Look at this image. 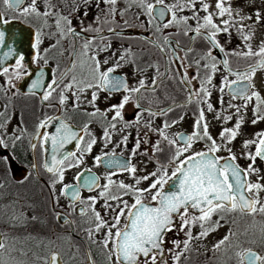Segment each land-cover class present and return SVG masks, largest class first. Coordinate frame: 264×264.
Wrapping results in <instances>:
<instances>
[{
  "label": "snow or ice",
  "instance_id": "obj_1",
  "mask_svg": "<svg viewBox=\"0 0 264 264\" xmlns=\"http://www.w3.org/2000/svg\"><path fill=\"white\" fill-rule=\"evenodd\" d=\"M14 14L25 17L34 16L42 20V26L35 31V41L32 45L34 53L31 63L37 65L38 74L31 80V85L27 89L28 93L35 95V90L44 88L41 96L42 102H48L53 98V93L57 94L58 103L65 105L69 99L67 93L72 92L73 110L79 108L81 96L89 89L92 90L91 99L87 103L92 105L94 111L84 112L83 115L90 117L79 131L74 126L67 123L63 117L47 116L40 120L35 127V132L28 140L33 153L39 147L42 165L35 163V157L30 167L32 170H38L43 167L53 179L50 183L51 189H55L56 184L61 185V196L68 197L73 203V211H76V205L79 207V215L85 219L90 227L84 229L86 239L91 243L99 244L104 253V264H169L168 256L171 257L173 264H180L181 258L185 252L190 250L193 240H199L207 237L211 232L220 226V220L224 219V214L228 212H240L242 214L255 216L264 214V201L260 199V193L264 192V176L260 175V169L255 166L257 158L264 160V132H258L252 139H245L241 145V156L248 160L247 167H242L237 163V155L230 146L233 141L241 135V127L244 123V117L240 115L241 109H247L249 103L255 101L253 106V116L251 123L264 120V97L259 91L254 90L251 83L256 71L264 69V41H261L257 50H253L251 40L255 35V26L264 24V11L255 7L256 0H237V6H233V0H215L214 5L210 0H172V3H166L165 0H125L126 8L118 10L116 5L120 0H95L94 7L102 15L94 17V23L109 24L114 23V18L119 11L123 16L128 7L135 5L143 10L150 18L151 24L155 20L166 21L155 25L156 32H163V29L176 28L178 33L189 37L190 45L183 48L185 57L195 49L191 46L197 39L206 44V49L201 52L199 59L191 61L184 66V60L180 58L178 49L181 48L180 42L171 41V33L163 36L164 43L150 41L165 56V68L161 72L158 63L152 62L145 65L144 68L136 67L135 73L146 72L147 69L154 71L151 84L147 83L145 78L136 81L135 85L128 83L126 76L113 75L118 68L123 67L124 63L135 64L134 53L131 48L124 49L123 53L115 59L110 67L104 68V65L110 63L105 59L103 64L98 59V53L107 51L111 45L102 44L96 49V54L89 55L93 48V42L96 37H88V32L100 33L101 28L90 24L83 26L77 31L73 26L71 17L79 13L81 9H87L93 6V0H72V6L65 15L61 7L53 0H40L43 5V11L38 6V0H30L27 6H23L25 0H0ZM60 3L67 5L68 0H60ZM106 5L100 8V4ZM264 4V0H261ZM199 5V7H197ZM246 8L254 9L251 13L245 11ZM185 11L191 15H182ZM203 12L204 15L200 13ZM4 13L0 12V24H8L7 19H3ZM83 16L87 17L88 12L84 11ZM49 19L53 20L49 24ZM189 21L195 22V27L189 24ZM219 21V23H217ZM124 26H128V21H124ZM44 28H54V32H44ZM239 35L246 46L244 50H233L231 53L235 56L255 57L256 62L249 64L243 71L233 72L229 61H221L228 71L229 75H235L236 79L229 80L228 75L223 79V86L219 88L220 93H224L225 88L229 90L232 99H243V105H234L229 101L228 107L235 108V115L238 117L233 127H224L219 133V143L209 130V123L205 118L204 107H198L196 119L191 134L176 133L169 136L168 129L183 120V115L178 119L169 122L167 116L178 105L172 100L167 107L153 109L152 104L161 103L156 93L160 85L167 77L176 79L170 75L173 63L179 62L181 69L179 72V81L185 85L187 96L186 104L195 102L197 105H206L209 112L215 111L211 103L208 102L211 96L209 86L212 84V78L217 71V58L213 51L225 52L226 49L221 45L218 36L225 34L230 36L232 31ZM108 31L119 35L114 27H108ZM55 38L54 42L48 48L43 49L41 53L40 46L43 43V37ZM71 37L69 46L73 49L72 63L69 68L60 76L50 78L45 85V71L40 65H47L48 55L52 50L61 48L62 40ZM103 40V37H99ZM83 40L81 44L80 41ZM167 45V48L165 47ZM0 47H6L3 59L0 60V75L5 76L7 88L0 85V91L7 95V91L16 89L14 81L23 80L33 75L27 65H25V56L8 47L5 42V32L0 31ZM62 55L63 53L60 52ZM115 56V53H113ZM15 57L12 64L5 65V61ZM86 57V60L80 61L82 69L79 76L73 74L68 83L64 79L77 67V60ZM127 57V59H126ZM192 68L194 74L191 79L188 78V69ZM203 73V74H202ZM199 84V90L192 86V82ZM247 81V83H242ZM59 89V91H57ZM73 89L75 91L73 92ZM103 91L108 94L110 99L113 93L123 92L119 103L110 105L106 110L101 111L96 107V101L99 93ZM150 92L152 99H148V107L142 103L146 99L144 93ZM16 92H13L15 95ZM166 99L171 97L166 96ZM133 104L135 112L132 118L125 119L124 109L128 104ZM220 103L223 104V95L220 97ZM52 107V104H49ZM7 108V105H5ZM108 113H113L111 119H108ZM144 113L149 117L164 116L166 119L158 128L151 126V121L142 124ZM97 117L102 118V134L100 141L103 143V149L99 155L94 156L93 163L99 166L104 163L108 166L109 172L105 175V183L100 184V177L95 175L85 176V172L91 173V169L77 173L75 183H64L65 172L72 168H78L85 162V157L91 154L93 147L98 140L94 133L89 131V124ZM10 117L6 112L0 111V189L12 179L14 163L17 162L16 147L23 141L27 135V129L20 127L19 131L8 132ZM216 119H223L225 122L233 119L232 115H223L216 113ZM54 120L59 121V127L55 128L54 133L41 131L47 129ZM119 125V129H118ZM140 127L146 128L150 132L158 133L161 139L156 140L151 145L152 157L156 158L157 153H164L162 144L166 143L168 153L165 158L167 164H161L157 160V168L145 175H137V167L131 162L137 155L148 156L147 150L141 152V144H148L147 132L143 137L140 136ZM136 128L137 137L132 146L129 157L122 161L118 158L117 148L127 149L129 136L127 129ZM119 132L121 139L111 151H105L110 144H113V134ZM83 133V134H82ZM87 136V140H85ZM76 142V151L63 152L65 145ZM204 141V148L195 150V144ZM49 144L51 145V156L49 159ZM255 151H250L252 146ZM225 150L228 156H220L218 153ZM120 156L123 153L119 154ZM223 161V162H222ZM29 166L21 164L16 168V173L20 176L18 184L28 182L31 172ZM171 170V171H170ZM120 173H127L132 177L133 183H125L123 180H114L113 177ZM251 175H256L255 181L250 179ZM171 181V183H169ZM143 182H149L147 187H140ZM168 186L166 189L165 186ZM87 188L89 191H96L97 195L88 196L86 199L81 196V188ZM175 189V190H172ZM131 197V202L124 197ZM4 199L3 192H0V200ZM54 202L59 203V198L53 196ZM99 200L104 203L101 211L96 210V204ZM114 202V203H113ZM20 206V199L15 198L11 202L0 203V264H62L60 253L51 252L47 257H42L32 253V259H19L13 253H18L20 257H28L31 249L25 250L23 247H16L15 243H27L37 241V246L43 243L28 231L30 225L41 222L40 217L35 214L36 209L33 205L26 204L27 208L33 212L29 216L26 211L17 210ZM219 219L213 220V216ZM57 220L63 219L61 212L55 213ZM70 226H75V221H64ZM199 226L198 234L193 235L192 229ZM9 229L10 231H5ZM23 230L22 235L16 233ZM103 233L102 240H96V235ZM176 233L178 237L183 233L184 239L171 237L170 234ZM233 233H229L219 240L214 246L213 251H218ZM264 239V234H262ZM111 245V247H109ZM170 245V246H169ZM7 255V259L5 256ZM237 264H264V255L254 252L251 248L242 249L235 253ZM87 264H97L96 260L89 253Z\"/></svg>",
  "mask_w": 264,
  "mask_h": 264
},
{
  "label": "flooded vegetation",
  "instance_id": "obj_2",
  "mask_svg": "<svg viewBox=\"0 0 264 264\" xmlns=\"http://www.w3.org/2000/svg\"><path fill=\"white\" fill-rule=\"evenodd\" d=\"M30 0H25L23 6H27ZM242 3V0H240ZM61 4V3H60ZM43 11V5H38ZM63 10L64 14L67 15L69 9L72 5H59ZM233 6H237V0H233ZM106 5H100V8H105ZM118 10H124L126 8L125 0H120V2L116 5ZM256 8L261 9L264 11V4L261 3V0H256ZM254 9L246 8L245 11L251 13ZM87 11L88 16L84 17L83 12ZM141 9L132 5L131 7L127 8V11L124 12V15L121 16L119 11L115 15L114 23L111 25L109 24H99L94 23V17L97 15H102V13L98 12V10L93 6L88 7L87 9H81L79 13L74 14L71 19L73 22V26L76 28L77 31H80L82 27L80 21H83V26L92 25L93 28L100 27L101 32H88L85 35L88 37H96L93 42V48L89 52V55L96 54V49L101 46L102 44H110L111 47L104 52L98 53V59L103 64L105 59H109L110 63L108 65H104L103 67H110L115 62V59L118 58L124 49L131 48L132 53H134L136 63H124L123 67L118 68L113 75L116 76H126L128 78V83L130 85H135L136 81L145 78L147 83L151 84V79L154 76V71L152 69H147L146 72L135 73V69L137 66L140 68H144L148 63H158L160 66L161 72L164 71L165 68V56L160 52V50L155 47L151 40L145 38L143 35L134 33V32H122V29L131 28L135 30H139L145 32L148 36H150L154 41L163 44V36L169 35L171 33V41H179L181 48L178 49L180 58L184 60V66L186 67L191 61L195 59H199L200 54L202 51L206 49V44L197 39L194 44L191 46L195 49V51L189 53L187 57H185V52L183 48L190 45L189 37L184 36L182 33H178L176 28H169L163 29V32H156L155 25L162 24L166 21L155 20L151 24L149 23V17L143 12L141 14ZM0 12L4 13L3 19H7L9 21L8 24H0V31L5 32V42L8 47L14 48L17 53L23 54L25 56L24 63L27 65L29 70L33 73L32 76L27 77L23 80L14 81L16 84V89L7 91V95L3 91H0V111L6 112V116L10 117V122L8 124V132L9 134L12 131H19L17 125L22 128L27 129L26 138L18 143L16 147V156L17 162L14 163V168L12 172V179L5 184L3 189H0V192H3L4 199L0 200V203L7 204L11 202L15 198L20 199V206H23V210L27 212L29 216L33 215V212L30 211L26 204L33 205L36 209L35 214L40 217L41 222L36 223L35 225H30L28 231L31 232L34 236L38 237V239L43 240V243L37 246V241H29L24 244H20L18 242L9 241V243H15L16 247H23L25 250L31 249L28 253V257H20L18 253H13V255L17 256L19 259H28L31 261L32 253H36L42 257H47L49 252L53 249H56L60 253V257L62 260V264H87L86 263V254H85V245L79 236H81L90 253L92 254L93 258L97 260L96 256V249L97 247L100 248L99 244L91 243L86 239V232L84 229L90 227L88 223H85L86 218H82L79 215V205H76V211H73L71 205L72 201L66 197L61 196L60 189L61 185L56 184L55 189H51L50 183L53 177L46 172V170L41 166L38 170H32L30 165L33 162V157H35V163L38 165H42L43 160L41 157V152L39 147L33 151L31 150L28 140L31 138V135L35 132L36 124L40 121L45 119L47 116L51 117H63L67 123L74 126V129L79 131L83 125L89 121L90 117L83 115L84 112H92L94 108L92 105L87 103V100L91 99L92 90L89 89L87 92L81 96V103L79 108L73 110V96L72 92L67 93L69 99L65 105H60L58 103V97L56 93H53V98L48 102H42L41 96L45 91L44 88L35 90V95L28 93L27 89L31 85V80L36 78V74H38L37 65L31 63V58L34 53V49L32 45L35 41L34 33L42 26V20L37 19L34 16L25 17L19 14H14L12 10H9L6 5L0 2ZM182 15H191L190 12L185 11ZM201 15H204L202 12ZM128 21V26H124V21ZM49 24L53 23V20L49 19ZM219 23V21H217ZM189 24L192 27H195V22ZM114 27L116 32L119 35L113 34L112 32L108 31V27ZM54 28H44V32L47 34L48 32H54ZM103 37L101 40L99 37ZM55 38H49L47 35L43 37V43L40 46L41 53L43 54V49L48 48L51 43L54 42ZM71 37L67 40H62L61 48L58 50H52L48 55V64L40 66L44 68L45 71V85L49 82L50 78H55L60 76L64 73L72 63V54L73 49L69 46L71 42ZM221 45L226 49L225 52H217L213 51V55L217 58V71L212 78V84L209 86V90L211 91V96L208 99V102L212 104L213 109L215 111L209 112L207 110L206 105H197L195 102L193 103H185L187 91L185 85H182L179 81V72L178 69H181V65L179 62H175L172 65L170 75L176 77V79H169L165 78L163 83L160 85L159 91L156 93V96L159 97V105L157 103H153V109L159 107H167L172 100L175 101L178 105H185L184 107H177L175 110L168 114L167 119L169 122L172 120L178 119L179 116L183 115V120H180L179 123L173 125L170 129H168L169 136H172L176 133H185L191 134L193 132V125L192 128L181 126V121L185 119L192 118L194 121L196 119L197 109L198 107H204L205 109V118L209 123V130L210 133L214 138H217L218 143L220 142L218 137L219 133L221 132L222 128L224 127H233L238 117L235 115V108H229V101H231L234 105H243L244 100L237 98L232 99L229 95V90L225 88L224 93H220L219 88L223 86V77L228 75L229 80L236 79L235 75H229L227 69L223 65L221 61L227 59L229 64L233 70V72L239 70H245L249 64H254L256 62L255 57H242V56H235L231 53L233 50H244L246 51V46L242 41L241 37L237 35V33L233 30L231 35L221 34L218 36ZM261 41H264V24L256 25L255 26V35L251 40L253 50H257L258 45ZM83 43V40L80 41ZM167 48V45H165ZM8 49L6 47H0V60L3 59V53L6 52ZM60 52L63 54L61 55ZM115 53V56H113ZM127 59V57H126ZM86 60V57H81L77 60V67L69 73V75L64 79V83H68L71 79V75L75 74L77 76L80 75L82 69L80 68V61ZM15 61V57L9 58L5 61V65L12 64ZM194 74V70L192 68L188 69V78ZM203 74V73H202ZM6 77L0 75V85H4L7 88L6 84ZM242 83H247L244 81ZM254 85V90L259 91L262 97H264V69H258L251 81ZM192 86L199 90V84L196 81L192 82ZM59 91V89L57 90ZM75 89H73V92ZM13 92H16L13 95ZM123 92L120 93H113L111 98L108 99V94L101 91L99 93V98L96 101V107H98L101 111L106 110L110 105L119 103ZM146 99L142 101L145 107H148V99H152V94L150 92L144 93ZM223 95V104L220 103V97ZM171 97V99H166L165 97ZM52 104V107H49V104ZM255 101L249 103L247 109H241L240 115L244 117V123L241 127V135L237 137L235 141L230 145L233 149V152L237 155V163H239L242 167H247L249 161L244 159L241 156V152L243 151L241 145L245 139H252L254 135L258 132H264V120L257 122L255 125L251 123L253 116V106ZM7 105V108H5ZM135 112V108L133 104H128L124 109V116L126 120L132 118L133 113ZM221 112L223 115H232L233 119L231 121L225 122L223 119H216V113ZM113 113H108V119H111ZM166 118L164 116H157L155 118L149 117L148 113H144L143 115V123H147L151 121V126L153 128H158L162 125V122ZM103 122L102 118L97 117L93 120L92 123L89 124V131L94 133L97 137V144L93 147V151L91 154H88L85 157V162L78 168H72L65 172V180L64 183H75V176L77 173L85 171V169H91V173L85 172V176L88 175H95L99 176L100 184H104L106 181L104 179L105 175L109 172V168L106 164L101 163L99 166L94 165L93 158L96 155L101 153V149H103V143L100 141V136L102 134L101 123ZM59 127V121L54 120L52 124L49 125L47 129H41V131H48L49 133H54L55 128ZM119 129V125H118ZM147 132V139L148 144H141V152L147 150L149 155H137L136 157L132 158L131 162L136 165L137 167V175H145L149 172L154 171L158 164L157 160L161 164H167V159L165 158L166 154L168 153V148L166 143L162 144V147L165 149L164 153H157L156 158L152 157V149L151 145L156 140L161 139L158 133L150 132L144 127H140L139 133L140 136L143 137L144 134ZM126 133H131L129 136L128 147L124 149L123 147L117 148L116 152L118 153V158L122 161L126 160L129 157L130 150L135 143V138L137 137V129L130 128L126 130ZM83 134V133H82ZM87 136H85V140H87ZM121 139L120 133L117 131L113 134V144H110L108 149L105 151H111L112 148L115 146V143H118ZM205 142L202 141V148L197 150H201L204 148ZM76 142L73 141L70 144L65 145L62 149L63 152L68 151H76ZM49 159L51 156V145L49 144ZM250 151H255V146L253 145ZM123 153L122 156L119 154ZM220 156H228V153L225 150H221L218 153ZM223 162V161H222ZM21 164H26L29 166V171L31 172V176L27 183L21 185L18 184L17 181L20 179V176L16 173V168H19ZM256 167L260 169V175L264 176V160L257 158L256 160ZM2 167V166H0ZM171 171V170H170ZM114 180H123L125 183H133L132 177L127 173H120L117 176L113 177ZM250 179L255 181L257 179L256 175H251ZM264 183V181H261ZM149 182H143L140 187H147ZM167 187V185L165 186ZM96 191H89L87 188H81V196L82 198L86 199L88 196H95L97 195ZM53 196L59 198V203L56 204L54 202ZM124 199L131 200V197H124ZM260 199L264 201V192L260 193ZM104 203L103 200H99L96 204V210L101 211V215H105L103 212L101 205ZM114 203V202H113ZM18 206L17 210H21V207ZM61 212L63 214L62 220H57L55 218V213ZM75 221V226H70L66 224L64 221L66 220ZM214 221L219 219L218 216H213L212 218ZM220 224L218 228H221L219 231L213 236H210V233L207 237L202 238V248L197 251L193 245H190V250L185 252V257L181 259L180 264H189L190 257H198V264H237V257L235 253L242 249L251 248L254 252L264 255V239H262V234H264V214H256L255 216L242 214L240 212H228L224 214V219L220 220ZM227 225V226H226ZM198 230L200 229L199 226H196ZM195 228V227H194ZM5 231H10L9 229H4ZM233 233L230 236L229 241L225 243L218 251H213V246L223 237L229 235V233ZM23 230L16 233V235H22ZM182 234V233H181ZM101 233L96 235V240H100ZM171 237L178 238L176 233L170 234ZM62 240L64 243H68V239L70 240V246L73 250L79 249L82 251L83 256L81 259L76 257L75 259H65L63 252L59 248L62 245ZM103 239V238H102ZM209 239L215 240V242L211 243V247L207 245L204 246L203 243L210 242ZM59 243L61 245H59ZM210 244V243H209ZM54 245H59L54 246ZM50 247L47 251V247ZM69 246V245H66ZM170 246V245H169ZM67 248V247H66ZM68 249V248H67ZM69 250V249H68ZM196 255V256H195ZM7 259V255L5 256ZM195 259V258H194ZM193 262H197L194 260ZM80 261V263H79ZM169 264H173L171 257L168 256Z\"/></svg>",
  "mask_w": 264,
  "mask_h": 264
},
{
  "label": "rangeland",
  "instance_id": "obj_3",
  "mask_svg": "<svg viewBox=\"0 0 264 264\" xmlns=\"http://www.w3.org/2000/svg\"><path fill=\"white\" fill-rule=\"evenodd\" d=\"M53 2L54 3H56V4H58V5H63V4H60V0H53ZM165 2L166 3H172V0H165ZM210 2L214 5V3H215V0H210ZM30 3V2H29ZM94 3H95V0H93V5H94ZM42 5V3L40 2V0H38V5ZM67 5H72V0H68V3H67ZM100 5H104L103 3H101ZM197 7H199V5H197ZM141 14H143V10L141 9ZM200 14H202V12L200 13ZM191 23H193L194 21H190ZM182 123H181V126H185V127H189V128H192V125L194 124V120L192 119V118H187V119H185L184 121H181ZM195 150H197V149H199V148H202V141H200V142H198V143H196L195 144ZM129 202H131V200H129ZM220 226H222V224H220ZM227 226V225H226ZM192 231H193V235H196V234H198V232L200 231V229L198 230V228L197 227H195V228H193L192 229ZM219 231H221V228H218L217 229V231H216V234L219 232ZM215 234V232H212L211 234H210V236H213ZM102 238H103V233L101 232V235H100V240H102ZM178 238L179 239H181V240H183L184 239V236H183V233L181 234H179V236H178ZM209 241L210 242H205V243H203L204 244V246H206L207 245V247L208 246H210L211 247V243H213V242H215V240H213V239H209ZM59 242H62V245L59 243V245H61L59 248L61 249V251L63 252V254H64V257H65V259H69V255H70V259H75L74 261H76V257H79L80 259H81V257L83 256V254H82V251L81 250H79V249H75V250H73L72 248H71V246H70V240L68 239V243H64L63 242V240H62V237H61V240L59 241ZM202 239H199V240H193L192 242H191V245H193V247L197 250V251H199V249L200 248H202ZM210 243V244H209ZM59 245H54V246H59ZM66 245H69V246H66ZM69 249H67V248ZM109 247H111V245H109ZM49 246L47 247V251L49 250ZM96 251V258H97V260H98V264H104V253H103V251L101 250V246H100V248L99 247H97V249L95 250ZM196 256V255H195ZM185 257V256H184ZM184 257H182V258H184ZM181 258V259H182ZM195 258V259H194ZM194 258H191L190 257V262H189V264H198V257L196 256V257H194ZM193 259L194 260H197V262H193ZM68 263V262H67ZM67 263H65V264H67ZM79 263H80V261H79ZM72 264V263H71ZM75 264H77V263H75Z\"/></svg>",
  "mask_w": 264,
  "mask_h": 264
},
{
  "label": "water",
  "instance_id": "obj_4",
  "mask_svg": "<svg viewBox=\"0 0 264 264\" xmlns=\"http://www.w3.org/2000/svg\"><path fill=\"white\" fill-rule=\"evenodd\" d=\"M160 21H162V20H160ZM122 32H134V33H137V34H140V35H143L145 38H147V39H149V40H151V41H154L150 36H148L145 32H142V31H139V30H135V29H131V28H125V29H122L121 30ZM169 183H171V181L169 182ZM168 188V186L166 187V189ZM172 190H175V189H172ZM79 238H81L82 239V241L84 242V245H85V254H86V263H87V256H88V254L90 253V251H89V249H88V247H87V245H86V243H85V241H84V239L81 237V236H79ZM51 252H58L56 249H53V250H51L50 252H49V254L51 253ZM59 253V252H58ZM91 254V253H90ZM91 256H92V254H91ZM93 257V256H92Z\"/></svg>",
  "mask_w": 264,
  "mask_h": 264
}]
</instances>
